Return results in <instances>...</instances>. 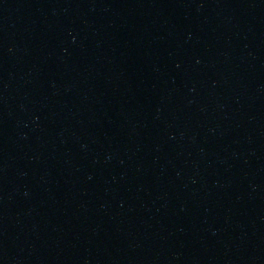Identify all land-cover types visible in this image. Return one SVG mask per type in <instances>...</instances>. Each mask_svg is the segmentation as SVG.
I'll use <instances>...</instances> for the list:
<instances>
[{"label": "water", "instance_id": "1", "mask_svg": "<svg viewBox=\"0 0 264 264\" xmlns=\"http://www.w3.org/2000/svg\"><path fill=\"white\" fill-rule=\"evenodd\" d=\"M0 264H264V0H0Z\"/></svg>", "mask_w": 264, "mask_h": 264}]
</instances>
